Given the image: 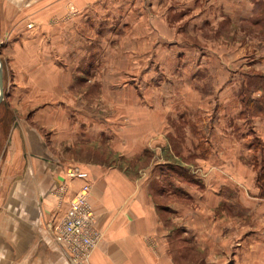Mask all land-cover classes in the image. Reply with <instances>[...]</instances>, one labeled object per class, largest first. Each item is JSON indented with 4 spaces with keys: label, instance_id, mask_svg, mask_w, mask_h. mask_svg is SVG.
Here are the masks:
<instances>
[{
    "label": "crops",
    "instance_id": "1",
    "mask_svg": "<svg viewBox=\"0 0 264 264\" xmlns=\"http://www.w3.org/2000/svg\"><path fill=\"white\" fill-rule=\"evenodd\" d=\"M69 1L2 0L0 16H15L24 8L27 14L45 17L47 21L48 17L64 15ZM71 1H77L75 19L44 23L30 33L28 40L22 33V25L12 24L10 31L14 34L8 37L14 64H22L15 75L26 81L14 84L9 105L12 111L27 112L28 117L22 120L17 114L13 116L3 151L6 164L1 169L2 175L17 179L8 198L0 203V264H69L52 240L47 225L51 221L55 225L61 219L72 193L85 181L89 184L88 201L102 233L89 264H175L163 227L164 217L158 210L164 206H158L150 195L153 177L160 183L166 174L176 179L173 191H186L189 197L188 205L177 201L169 208L179 223L182 219L183 233L190 245L210 255L219 251L224 256L223 249L213 247L215 237L219 238L214 233L218 219H224L225 224L242 221L246 216L245 205L264 204L256 197L254 171L250 166L254 153L243 131L249 125L256 140L264 145V119H242L240 106H229V90L223 86L228 80L226 73L220 72L218 77L209 72L208 77L218 80V84L208 86L203 96L199 94L201 103L181 105L176 102L181 92L176 83L165 84L163 88L144 87L138 94L123 80L128 73L122 65L116 66V57H101L99 51L91 56H72L66 54L67 50L64 55L43 54L44 41L68 48L73 32L77 35L86 30L97 32L102 27L110 30L116 16L113 2L106 9L104 0ZM223 1L227 2L220 3ZM224 6L222 3L214 8L229 14ZM240 11L242 8L239 14ZM48 32L55 34L44 35ZM79 37L82 36L78 35L80 46L84 40ZM100 45L94 46L98 49ZM27 48L28 55H23ZM127 54L125 61L129 58ZM198 59L195 56L191 61L196 63ZM207 59L201 57L200 61ZM128 62H124L125 66ZM102 63L113 64L106 81L102 80ZM194 76L189 79L193 83L197 80L196 73ZM83 84L90 86L88 92L76 90ZM189 90L195 94L199 91L194 86ZM86 94L98 97L99 101L93 99V103L85 105L75 98ZM103 96L106 102L103 107L108 106L111 111L108 116L99 111ZM212 96L217 97L215 101ZM118 107L124 112L118 113ZM128 108L132 114L127 112ZM170 121L182 125L186 131L188 146L184 153L181 150L176 153L169 147V143H178L174 130H170ZM92 145H103L114 156L124 158L156 151L161 159L156 163L157 174L151 168L144 180L134 179L127 169L79 156L84 146ZM180 160H184L182 165H187V169L180 167ZM69 166H76L86 177L66 178ZM179 170L191 180L180 181ZM62 182H66L67 189L57 197L54 189ZM160 191L163 196V187ZM262 233L243 236L233 246L230 258L221 264H259L258 258H242L249 253L254 256L264 253ZM205 263L214 264L213 260Z\"/></svg>",
    "mask_w": 264,
    "mask_h": 264
},
{
    "label": "rangeland",
    "instance_id": "2",
    "mask_svg": "<svg viewBox=\"0 0 264 264\" xmlns=\"http://www.w3.org/2000/svg\"><path fill=\"white\" fill-rule=\"evenodd\" d=\"M0 1L2 2V0ZM104 1L105 4L103 6L105 8L109 6V3L113 2L115 6L112 8L116 9L115 20L111 22L110 30H107V27H102L97 32L86 30L83 33H78L79 36H82L79 39L84 40V43L80 46L77 42L78 35L73 32L68 48H61V44L53 43V41H44L42 42L43 54L51 55L55 53L64 55L67 50L66 54L68 55L91 56L95 55L94 51H99L101 57H116L118 58L116 66L122 65V67H125L123 70L128 73V76L123 78V80L125 79V83L131 85L138 94L144 87L155 89L163 88L166 85L172 86L176 83V86L181 88L180 97H177L176 102L181 105L185 103H201L199 94L203 96L209 90L207 89L208 86L212 87L218 84V80L215 81L214 78L208 77L209 72L212 71L218 74V77L220 72L226 73L228 80L223 83V86L229 90V96H227L229 106H240L239 116L242 119L254 117H262L264 119V0L223 1L222 3H225L223 8L227 9L229 14H223L219 8H214V5L222 4L220 3L221 0ZM76 2L70 0L65 4L64 15L48 17L47 21H45V17L27 14V9L24 8L18 10L15 16H4L2 14L0 16V63L2 66L3 93L0 101L1 204L8 198L9 191L17 179L11 175H2L1 172L2 167L6 164L3 151L12 128L13 116L17 114L18 118L22 120L28 117L27 112L12 111L9 105L14 84L26 82L20 81L15 75L16 72H19L18 68L22 67V64L20 66L17 63L14 64V59L12 58L14 53L10 49L8 41V37L14 34V32L10 31L11 26L12 24L22 25L24 28L22 33L27 35L26 40H28L30 33H34L44 23L75 19L77 15L76 8L78 7ZM241 8L242 12L240 11L239 14L238 12ZM121 20L123 21L122 25L120 24ZM124 22L125 24H123ZM28 24H31V27L28 28ZM54 34L52 32L44 33V35L49 37ZM97 43L101 44L97 47L98 49L94 46ZM25 50L22 54L26 53L28 55L29 49ZM30 50L32 51V48ZM125 52H128L127 56L129 57L126 58V61L124 60ZM15 55L19 54L16 52ZM195 56L199 58L196 63L191 61L195 59ZM121 57L122 59L119 61ZM162 57L165 58V61L161 60ZM184 57H186V61H184ZM201 57L202 59L204 57L205 59L208 58L207 62L200 61ZM124 62H128L126 66ZM101 66H104L102 69V80H105L113 64L102 63ZM129 67L132 69L130 70ZM110 72L112 74V71ZM195 73L197 80H194L195 82L193 83L189 79L192 75L194 78ZM192 86L197 91L199 90L200 93L199 91L196 92L197 94L189 92V89L192 90ZM89 87V85L83 84L76 87V90L78 92H88ZM75 98L84 101L85 105L89 104L87 102L93 103V99L96 103L99 101L98 97L87 94L85 97L76 96ZM211 98V100L215 101L217 97L212 96ZM104 99V96L100 99L101 108L99 111L102 115L108 116L111 111L108 106L103 107L106 105ZM163 99H165L164 96H162ZM133 100L135 101V99ZM117 110H120L118 113L124 112L120 107ZM129 110L131 109L128 108L127 112L132 114ZM133 111L135 115L136 110L133 109ZM169 123L171 125L170 130H174L175 138L178 142L177 144L169 143V147L175 150L174 152L176 153L180 150L181 153H184L185 148L188 146L185 144L186 131L182 125L176 122L170 121ZM243 131L247 135L246 141L254 153L250 166L254 171L253 179L257 189L256 197L264 201L260 181H258L259 175L264 172V145L256 140L249 125H245ZM75 153L74 155L76 156L77 153ZM78 154L79 156L83 155V157L113 164L121 169H127L131 174H134V179L140 180L146 178V174L151 168H154L156 175L159 169H157L156 163L161 160L159 153L156 151L150 155H135L126 158L119 154L114 156L103 145L84 146ZM180 162V167L187 169V165H182L184 160H180ZM185 163L187 164V162ZM73 168L77 167L69 166L67 170ZM179 171L177 174L180 181L191 180V177L186 172L180 171L179 173ZM173 177L172 174H166L161 178L160 183L157 177H153L149 185L151 186L150 195L154 202L158 206H164V210L161 208H158V210L164 217L163 227L169 237L168 247H170L175 264H206V260H213L214 264L224 263L230 258L235 243L241 241L243 236L253 232H259L258 235H260L264 232V204L260 205V203L251 202L248 206L245 205L246 216L242 221H230L225 224L224 219L221 220L219 218L218 223L215 224L214 233L219 238L215 237L213 247L223 249L224 256H221L219 251L210 255L205 250L194 248L190 245L187 235L183 233L184 225L182 219L180 218V224L179 220L176 219V215L174 217V212L169 208L170 205L177 201L184 206L188 205L186 201L189 198L185 194L186 191H173V180H176ZM160 187H163L165 191L163 196L160 195ZM229 197L232 198V195ZM88 204L90 205L89 201ZM92 218L93 225L99 231L101 239L102 233L96 225L93 210ZM55 225L53 226L55 227ZM54 227H52V230ZM220 235H222L221 238ZM262 237L264 238V235ZM56 246L60 249L57 244ZM253 258H258V263L264 264V253H261L260 256H254V254L249 253L242 259L252 260ZM89 259L87 264H89Z\"/></svg>",
    "mask_w": 264,
    "mask_h": 264
},
{
    "label": "built area",
    "instance_id": "3",
    "mask_svg": "<svg viewBox=\"0 0 264 264\" xmlns=\"http://www.w3.org/2000/svg\"><path fill=\"white\" fill-rule=\"evenodd\" d=\"M27 26L29 28L31 24ZM65 175L68 179L86 177L85 173L77 168L66 170ZM66 189V182H62L56 186L54 193L57 197H61ZM88 196L89 184L85 181L72 193L57 225L55 227L51 225L52 221L47 225L52 240L60 247L69 264H87L91 252L100 239V233L93 225Z\"/></svg>",
    "mask_w": 264,
    "mask_h": 264
},
{
    "label": "trees",
    "instance_id": "4",
    "mask_svg": "<svg viewBox=\"0 0 264 264\" xmlns=\"http://www.w3.org/2000/svg\"><path fill=\"white\" fill-rule=\"evenodd\" d=\"M258 181H260V187L262 188V195H264V172L259 175Z\"/></svg>",
    "mask_w": 264,
    "mask_h": 264
},
{
    "label": "water",
    "instance_id": "5",
    "mask_svg": "<svg viewBox=\"0 0 264 264\" xmlns=\"http://www.w3.org/2000/svg\"><path fill=\"white\" fill-rule=\"evenodd\" d=\"M3 93H2V66L0 63V101L2 100Z\"/></svg>",
    "mask_w": 264,
    "mask_h": 264
}]
</instances>
